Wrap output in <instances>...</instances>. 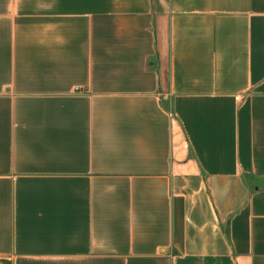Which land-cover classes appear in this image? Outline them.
Masks as SVG:
<instances>
[{"label": "crops", "instance_id": "1", "mask_svg": "<svg viewBox=\"0 0 264 264\" xmlns=\"http://www.w3.org/2000/svg\"><path fill=\"white\" fill-rule=\"evenodd\" d=\"M0 264H264V0H0Z\"/></svg>", "mask_w": 264, "mask_h": 264}]
</instances>
